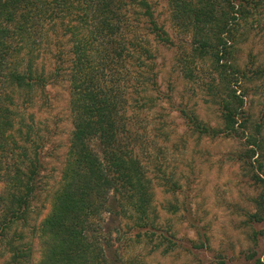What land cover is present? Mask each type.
I'll use <instances>...</instances> for the list:
<instances>
[{
	"label": "trees",
	"instance_id": "trees-1",
	"mask_svg": "<svg viewBox=\"0 0 264 264\" xmlns=\"http://www.w3.org/2000/svg\"><path fill=\"white\" fill-rule=\"evenodd\" d=\"M167 4L170 25L154 0H0V264H147L125 258L117 243L124 226L144 247L174 249L155 189L159 184L176 195L181 178L190 177L176 176L160 161L162 146L143 142L136 119L143 110L164 109V101L184 120L186 130L174 132L177 142L189 132L239 142L229 156L254 190L242 213L248 244L242 257L264 264L258 250L264 238V128L257 123L251 129L246 110L251 85L264 86V63L252 52L248 62L240 57L249 20L264 0ZM159 45L174 50L181 78L218 106L217 124L200 116L191 97L176 104L173 96H161ZM60 81L69 85L72 130L60 178L44 187L42 147L52 133L36 130L32 107L46 102L47 87ZM165 126L158 131L170 140ZM44 189L42 215L35 202ZM164 206L173 214L180 209L174 202ZM219 264H226L225 256Z\"/></svg>",
	"mask_w": 264,
	"mask_h": 264
},
{
	"label": "rangeland",
	"instance_id": "rangeland-1",
	"mask_svg": "<svg viewBox=\"0 0 264 264\" xmlns=\"http://www.w3.org/2000/svg\"><path fill=\"white\" fill-rule=\"evenodd\" d=\"M154 2L162 21L170 25L167 0ZM249 21V39L240 53L241 61L248 62L252 52L257 55L258 64L264 63V8ZM159 49L161 96H173L176 104L180 101L187 102L191 97L189 103L196 105L200 116L217 124L218 106L206 102L201 88L194 83L188 84L181 78L179 70L174 66L173 49L161 45ZM202 74L207 78L208 70H203ZM47 91V101L32 107L35 111L36 130L45 137L52 133L51 140L47 141L45 138V146L42 147L46 162L43 175L47 181L44 187L53 185L60 178L72 130L68 83L60 81L51 84ZM163 105L165 108H160L157 112L143 110L137 113L136 119L140 120L143 142L150 147L151 143H155V147L162 146L159 151L160 161L169 164L170 170L177 173L176 176L182 174L190 177L191 182L181 178L182 188L176 195L166 192L159 184L155 189L157 208L164 219L170 220V231L175 235L177 246L168 253L163 252V248L154 250L150 246L144 247L143 244L136 243L135 231L124 226L120 235L122 240L117 243L123 248L125 258L135 256L147 264H219L223 255L226 257V264H250L242 257V251L248 244L245 236L247 229L241 221L244 218V208L251 207L250 197L254 190L239 165L229 156L240 148L239 142L222 137L198 138L191 132L186 134V142H177L174 132L182 133L186 130L184 120L179 117L175 106L168 105L165 101ZM246 110L251 117V129L257 123H261L264 128V86L255 88L251 85L246 96ZM165 122L167 131L172 132L170 140H166L164 134L158 131L165 126ZM147 155H152V149ZM147 157L145 159L149 160ZM41 193L42 196L35 205L37 212L44 215L46 211L43 204L47 202V191L44 189ZM168 202L179 204L177 213L173 214L164 208ZM39 249L36 242V259L39 258ZM258 250L260 255L264 253V238L260 241Z\"/></svg>",
	"mask_w": 264,
	"mask_h": 264
}]
</instances>
